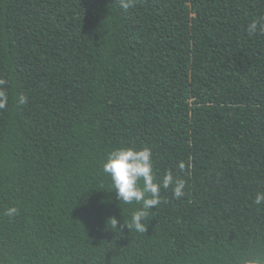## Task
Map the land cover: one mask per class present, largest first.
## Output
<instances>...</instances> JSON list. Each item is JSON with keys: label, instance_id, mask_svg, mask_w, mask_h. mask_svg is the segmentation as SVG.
Listing matches in <instances>:
<instances>
[{"label": "trees", "instance_id": "trees-1", "mask_svg": "<svg viewBox=\"0 0 264 264\" xmlns=\"http://www.w3.org/2000/svg\"><path fill=\"white\" fill-rule=\"evenodd\" d=\"M252 21L264 0H0V264L264 261ZM125 147L186 181L179 199L161 190L143 233L103 170Z\"/></svg>", "mask_w": 264, "mask_h": 264}, {"label": "clouds", "instance_id": "clouds-1", "mask_svg": "<svg viewBox=\"0 0 264 264\" xmlns=\"http://www.w3.org/2000/svg\"><path fill=\"white\" fill-rule=\"evenodd\" d=\"M133 5V0H120V6L127 10ZM258 30L264 31V21H252L248 25L249 35L255 34ZM6 83L0 79V109H4L8 104V93L2 87ZM27 101L26 96H20L19 104ZM178 167L185 170V163L180 161ZM103 170L111 177L113 188L116 190L118 201L125 204L133 202L140 207L132 214L131 223L128 228L134 227L138 232H145L146 225L143 220L149 215V211L160 204V193L162 189L172 188L173 195L180 198L185 195L186 181L179 179L169 170L162 179L157 180L153 171L152 152L150 148L136 150L134 148H119L112 151L103 163ZM141 181L142 186H141ZM255 203H264V192L257 193ZM15 207L9 208V216L16 213ZM114 226L117 227V220L114 219ZM260 264H264L261 261Z\"/></svg>", "mask_w": 264, "mask_h": 264}]
</instances>
